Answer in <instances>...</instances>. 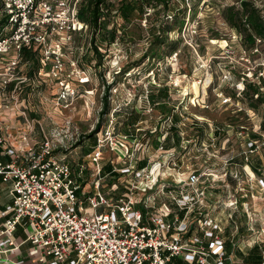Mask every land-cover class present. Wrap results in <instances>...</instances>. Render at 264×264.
I'll return each mask as SVG.
<instances>
[{"label":"built area","instance_id":"1","mask_svg":"<svg viewBox=\"0 0 264 264\" xmlns=\"http://www.w3.org/2000/svg\"><path fill=\"white\" fill-rule=\"evenodd\" d=\"M78 1L3 0L4 10L10 14L11 31L0 37V66L6 62L16 68L22 59V48H32L41 56L38 74L48 65L49 77L64 81L65 89L58 93L57 100L75 96L74 89H68L62 77L66 48L74 42L75 32L82 33L87 28L77 19ZM252 1L264 8L263 0ZM260 43L261 39L256 38L252 53H260ZM242 51L241 58L249 64L247 52ZM9 52L13 55H8ZM10 67L0 74L3 90L10 81L22 82L27 78L14 77ZM260 68L256 70L251 65L236 79L232 69H226L218 74L217 82L210 79L206 92L211 88L220 105L250 115L248 112L253 109H246L243 91L245 82L264 80V68L262 71ZM16 87L19 86L15 84L13 88ZM228 88L232 94L225 91ZM261 90L264 91V85ZM145 96L148 104L154 106L148 94ZM15 101L19 102L17 98ZM203 105L208 107L206 102ZM180 113L179 106L172 108L160 119L157 133H150L145 141L146 134L138 132L140 127L120 131L111 117L88 154L94 178L93 189L87 193L82 191L81 180H76L65 158L54 152L52 135L41 130L39 144L36 147L28 144V135L35 129L37 119H29L21 111L19 115L25 121L18 139L8 141L0 133V183L8 185L11 201L0 210V218H4L0 222V264H23L33 248L38 250L36 264H173L175 257L195 264H225V242L233 243L238 229L236 224H231L235 227L233 231L226 227V220L235 222L231 219L234 211L227 214L229 220L216 216L214 208L223 206L232 210L238 200L234 196L227 201L214 200L210 191L211 187H219L212 181L220 182L223 189V185L228 187V175L237 181L241 172L229 166L233 164L231 156L224 159V168L208 167L206 160L199 166L192 159L195 157L192 151H186L188 138L182 136L178 124ZM202 123L195 117L189 122L197 152L205 140L214 146L221 130L230 127L227 123L222 126L213 123L207 132ZM247 145L254 146L253 140ZM106 147L116 153L117 163L123 166H115L109 159L111 168L104 171L100 160ZM244 155V167L250 170L247 152ZM6 156L8 160L2 158ZM188 158L194 162L186 163L181 170L179 163ZM245 172L250 178V173ZM118 179L123 180L120 193ZM259 181L264 192V180ZM87 209L92 212L87 213ZM23 245L27 246L26 253L10 258Z\"/></svg>","mask_w":264,"mask_h":264},{"label":"rangeland","instance_id":"2","mask_svg":"<svg viewBox=\"0 0 264 264\" xmlns=\"http://www.w3.org/2000/svg\"><path fill=\"white\" fill-rule=\"evenodd\" d=\"M185 2H187V9L183 27L179 31L168 33L170 41L180 40L175 49L168 54L164 52L161 59L157 57L145 59L144 62L120 76L116 83L113 82L115 73L136 61L148 47L150 36L147 30L150 28V23L142 20L144 37L138 38V35H135V40L124 35L122 40H116L110 44L105 42L103 36H100L98 43L101 41L103 45L101 44L99 51L105 53V56L103 64L99 67L93 65L94 57L90 49L88 27L80 35L74 34V42H71L64 53L65 72L62 77L67 81L68 89H74L76 93L71 99L57 100L58 93L65 89L64 81H53L47 73L49 72L48 66H43L42 73H37L35 78L28 79L24 62L20 61L16 68L10 67L6 62L1 64L0 74L10 67L11 72L15 73L14 77L25 76L27 78H23L22 82L13 81L14 85L19 86L18 88H13L14 85L10 86L9 84L4 90L0 88V133L8 141H16L19 132L24 130L25 121L23 115H19V113L25 111L26 117L37 119L35 129L28 135V144L34 147L39 144L43 136L41 130L52 135L56 145V155L65 158L72 167L76 180H81L82 191L88 193L93 189L91 181L94 178L93 166L88 154L93 151L96 139L87 136L100 118L99 112L102 107L100 99L105 85L111 84L108 90L110 110L103 116L101 127L95 133L96 138L112 117L116 128L120 131H124V129L132 131L133 128L140 127L138 132L146 134L145 141L150 133H154L153 135L157 133L162 116H167L172 108L179 106L181 119L178 124L183 133L182 136L188 138L186 151L189 149L192 151V155L195 156L192 159L199 166L204 165L206 160L208 162L205 163L206 166L212 165V167L220 169L224 168V159L231 156L233 164L231 163L229 166L235 167L241 172L238 173L237 181L236 178L228 175L226 177V182L229 183L228 187L223 185V189H220V182L212 181L219 187H211L210 198L227 201L229 196L236 197L238 202L235 209L231 210L230 207L223 206L215 207L214 214L230 220L227 214L234 211L231 219L235 222L230 223L226 220V227L230 231L234 227L231 224L237 225L235 241L241 243L245 252L238 259L246 258L248 256L247 249L253 247V242H255L258 245V252L261 253L259 262H262L264 259L262 254L264 250V232L262 231L264 227V192L259 179L264 180V131L259 128V125L264 121V104L258 105L256 109H253V112H248L250 115L242 111L233 112L235 107L228 108L220 105L211 88H208L206 92V87L209 85L210 79L217 82L218 74L226 69H232L235 79L251 65L255 66L256 70L261 67L260 71H262L264 68L261 64V62L264 63V45L260 47V53L251 51L247 53L249 64L241 58L244 55L239 44L238 34H235V31L227 25L218 9L219 4L235 3L238 5L239 1L237 0H171L169 12L159 11L154 14L153 9L148 10L147 13H151L149 21L160 22L173 10L176 13L179 12L176 8H182ZM115 21L119 22L120 20L112 19L111 22ZM130 29H134V27H130ZM8 55L13 54L9 52ZM7 62H9V58ZM2 79L0 76V83H2ZM163 86L167 88V94L171 95L170 98H165L167 102L162 105H158L159 103L154 106L149 105L145 94H156L157 89ZM226 92L232 94L230 88ZM16 98L18 103L15 101ZM163 100L161 99V101ZM204 101L208 103V107L203 105ZM246 109H248L247 105ZM130 113L133 116L137 115L133 120L134 123L124 121ZM178 117L175 114V118L178 119ZM194 117L203 122L201 126L207 132H209L208 127L210 129L213 123L220 126L227 123L230 127L228 129L224 127L225 130H221L214 146L205 140L202 148L197 152V147L193 146L194 140L191 137L194 131L189 124ZM252 132L260 135V138H250L249 134ZM252 140L254 146L248 147V142H252ZM245 152L248 154L250 170L248 166L244 167ZM101 155L100 165L104 169L107 164H110L108 163L109 159L113 160L115 166H123L117 163L116 153L108 147L103 149ZM209 157L214 158L212 160ZM192 159L188 158L187 161L182 159L179 163L181 170L185 168L186 163L194 162ZM103 163L105 164L103 165ZM141 164L139 163V165ZM252 167L257 169L258 174L252 171ZM246 170L250 173L251 179L247 178ZM124 178L125 176L123 180ZM122 181L118 179L120 183L118 193L121 192ZM102 182L104 183L105 180ZM106 188L105 186L102 190ZM86 212L91 213L92 210L87 209ZM26 247L23 245L10 255V258L26 253ZM27 255L29 259L23 264H36L38 250L33 248ZM11 264L13 263L11 262Z\"/></svg>","mask_w":264,"mask_h":264},{"label":"trees","instance_id":"3","mask_svg":"<svg viewBox=\"0 0 264 264\" xmlns=\"http://www.w3.org/2000/svg\"><path fill=\"white\" fill-rule=\"evenodd\" d=\"M237 1H239L238 5L235 3L219 4L218 9L227 25L238 34L241 48L249 53L256 43V38L261 39V43L258 45L259 48L264 45V8L256 6L252 0ZM170 7L171 0H79L77 2V19L88 27L87 31L90 37V49L94 57L93 65L97 67L101 66L105 56V53L99 51L102 44L101 41L98 43L100 36H103V39L106 40L105 42L110 44L116 40H122L125 37L124 35L129 36V38L133 40L136 38L135 35H138V38H142L144 37L141 26L142 20H146L150 23V28L147 30L150 36L149 45L136 61L122 67L119 72L115 73L113 82L116 83L119 81L120 76H123L124 73L128 72L132 67L144 62L145 59L150 57L161 59L164 52L168 54V52L173 51L180 40L170 41L168 33L175 30L179 31L183 27L187 2L183 4L182 8H176L179 12L176 13L175 10H173L171 14H167L163 17L165 19H162L160 22H150L149 16L151 13H147L148 10L152 9L154 14L159 11H163V13L169 12ZM114 9L116 10L113 11ZM9 16L10 14L4 10L3 0H0V37L5 36L11 31ZM112 19L120 21L111 22ZM110 23L111 25H109ZM130 27H134V29H130ZM75 34L80 35L81 33L75 32ZM21 55V63L24 62L26 64V76L28 79L35 78L39 68L42 66L40 54L32 48L23 47ZM45 66L47 67L48 65ZM14 83L15 82L12 81L9 85L13 86ZM263 85L264 80L262 79H260V83H258V81L245 82L243 97L248 109H256L258 105L264 104V91L261 90ZM110 86L111 84L105 85L103 95L100 99L102 105L99 112L100 118L95 127L88 133V138L94 137L96 139L95 133L101 127L103 116L110 110V101L108 100V90ZM226 90L227 89H225V91ZM167 97V88L163 86L157 89L156 94L152 93L148 95V100H150L152 105L158 103V105H162L164 102L166 103L165 98ZM161 99L164 100L161 101ZM135 117H137V115L133 116V114L130 113L124 121L134 123L133 120H135ZM259 128L264 131V121L260 123ZM126 131L127 130L124 129V132ZM175 137L176 140H179L178 134H176ZM249 137L260 138V135L252 132L249 134ZM54 152L56 151L54 150ZM106 166L104 171L111 168L108 164ZM252 171L258 174L256 168L252 167ZM260 254L261 253L258 252V245L255 244V246L252 247V252L247 256V261L256 258V262H259L261 260Z\"/></svg>","mask_w":264,"mask_h":264},{"label":"crops","instance_id":"4","mask_svg":"<svg viewBox=\"0 0 264 264\" xmlns=\"http://www.w3.org/2000/svg\"><path fill=\"white\" fill-rule=\"evenodd\" d=\"M156 142L155 140H153V146H155ZM1 156V155H0ZM3 159L8 160V157H2ZM10 195H9V188L8 185L4 184V183H0V210L3 209L4 205L10 203ZM4 218H0V222H2ZM235 242V241H234ZM233 242V243H234ZM226 257H225V264H236L239 261H245L251 264H259L261 262H257L256 263V258H254V260L251 261H247V257L245 259L241 258V260L238 259V257H241V255L244 252L243 247L241 245V243H238V241L236 242V244H233L229 241H226ZM248 252H252V247H249L247 249ZM247 252V255L249 254ZM264 262V259H262ZM173 264H195V263H189L187 261L182 260L181 258H177L175 257V259H172Z\"/></svg>","mask_w":264,"mask_h":264}]
</instances>
